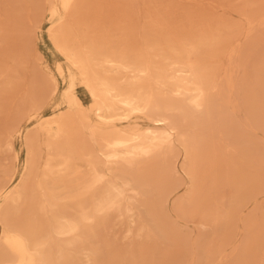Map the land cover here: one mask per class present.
<instances>
[{
  "label": "bare ground",
  "instance_id": "obj_1",
  "mask_svg": "<svg viewBox=\"0 0 264 264\" xmlns=\"http://www.w3.org/2000/svg\"><path fill=\"white\" fill-rule=\"evenodd\" d=\"M30 1L49 22L52 59L33 58L34 43L0 60L9 111L0 145L12 156L0 178V264H179L176 219L185 217L211 226L214 240L243 222L246 239L218 243L211 264H264L255 213L264 207V144L247 134H264V12L244 16V42L226 44L162 17L142 27L136 7L114 23L90 0ZM35 19L30 42L43 24ZM242 109L245 124L236 121ZM181 189L174 218L168 204ZM113 213L128 222L127 237L170 249L160 258L149 247L123 253L106 237Z\"/></svg>",
  "mask_w": 264,
  "mask_h": 264
},
{
  "label": "rangeland",
  "instance_id": "obj_2",
  "mask_svg": "<svg viewBox=\"0 0 264 264\" xmlns=\"http://www.w3.org/2000/svg\"><path fill=\"white\" fill-rule=\"evenodd\" d=\"M90 2L96 5L94 8H98L101 16L107 15L109 19L110 17L113 18L114 23L120 16L124 17L126 14L132 16L133 10L136 7L134 12L137 11L138 20L142 27L145 25L148 26V20L152 19L153 23L154 18L162 17L161 19L169 20V24L173 30L178 29L189 32L197 27L203 28L206 32L215 35L216 38L220 36L226 41V44H230L231 42L234 43L239 39L244 42V37L241 35L247 25L244 16H258V14L264 12V0H141V3H137L136 5H132L131 0H90ZM128 4L130 5L129 7ZM36 6L37 3H31L30 0H0V60L6 61L11 51H21L24 47H31L34 43L36 53H34L33 58L40 55L48 61L52 59V42L50 36L46 33L49 22L47 18L44 21L46 15L35 9ZM36 17H40L41 24H43L41 29H37L38 38L30 42V35L36 34L35 32L33 33L34 27L32 21L36 20ZM85 17L84 12L79 13V21L83 22ZM257 32L263 33L262 36H264L263 28L261 30L258 28ZM147 36L148 38H153L151 31L147 33ZM262 45V51L257 53L258 56L255 54L256 61L261 57L264 59V41ZM58 59L62 60V57L58 56ZM23 73L27 74V78L29 79L30 74H28L27 69H25ZM59 80L62 89L64 84L60 77ZM7 87L5 78L3 76L0 77V92H4ZM78 93L86 105L91 104V98L85 89L80 87ZM5 98L6 95L2 96L0 100V103L2 102L0 109V129L2 131H4L9 115L7 101L5 103L3 102ZM244 111L245 110L242 109L236 114L238 118L235 119L239 124H245L247 122V112L245 111V113ZM48 114L50 113H45V115ZM134 118H137L141 125L148 126L150 124L149 121L144 118ZM257 133L258 135L260 133V135L258 136ZM247 134L250 138L252 137L253 144H256L255 141L264 144V134L262 132L248 131ZM3 139L4 134H1L0 140ZM16 147L20 151V163H18V168L20 169L25 158V151L23 150L22 142L19 140L16 141ZM11 159L12 156L7 152L6 146L0 145V178L3 175L2 172L9 169ZM257 169V165L253 167V176L257 173ZM263 175L264 173L262 176ZM255 189L256 191H254V193L258 192L260 190V185L256 186ZM185 192L186 189L177 190L169 200L168 207L172 210L174 218L176 217L174 205L178 199L184 196ZM258 204H260L259 206H263L264 194L258 198ZM249 206L250 207L244 212L246 215L253 213L255 210L254 205ZM259 208L260 207L257 208L258 210L255 211V213L258 220H262L264 219V207ZM176 220L179 221V240L182 242L181 251L184 257V260L179 264H211L218 257V243L224 241L226 244H232L235 240L243 241L246 239V234L243 231V222L237 223L228 230L227 234L220 235L214 240L211 226L202 227L197 221L194 222L188 217H185L183 221L178 218ZM127 224V221L121 220L116 213H113L109 223L110 227L106 231L107 239L114 241L123 253L132 248L140 249L142 247H149L152 249L153 256L160 258L165 251L170 249L172 245L171 242L155 243L154 240L127 237ZM1 230L2 227L0 224V231ZM261 251L262 250H259L255 254V256L257 255L256 260L260 258ZM210 252L211 255H209ZM225 264L238 263L228 261Z\"/></svg>",
  "mask_w": 264,
  "mask_h": 264
}]
</instances>
